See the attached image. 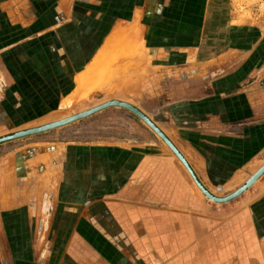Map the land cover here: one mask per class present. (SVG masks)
I'll use <instances>...</instances> for the list:
<instances>
[{
	"label": "crops",
	"instance_id": "obj_1",
	"mask_svg": "<svg viewBox=\"0 0 264 264\" xmlns=\"http://www.w3.org/2000/svg\"><path fill=\"white\" fill-rule=\"evenodd\" d=\"M239 4L4 0L0 12L17 15L9 22L21 30L96 22L105 31L103 40L82 77L119 39L137 41L141 53L119 61L134 62L135 74L125 82V95L112 100L127 101L149 117L201 184L223 197L264 164L249 169L264 157V29L236 20ZM122 27L128 34L119 38ZM239 53V69L215 77V87H202L200 96L186 101L187 63L201 71L206 62L225 56L226 63ZM19 68L0 80V108L7 117L13 111V125L21 123V94H40L47 85L39 74L21 75ZM70 75L74 87L80 75ZM110 78L119 85L122 74ZM170 78L179 82L174 89ZM144 100L145 106L136 102ZM111 108L126 110L98 112ZM151 109L164 110L169 122L153 120ZM148 132L141 140L125 134L35 139L7 151L2 157L9 163L0 166V264H264V173L239 196L212 202L165 143Z\"/></svg>",
	"mask_w": 264,
	"mask_h": 264
},
{
	"label": "rangeland",
	"instance_id": "obj_2",
	"mask_svg": "<svg viewBox=\"0 0 264 264\" xmlns=\"http://www.w3.org/2000/svg\"><path fill=\"white\" fill-rule=\"evenodd\" d=\"M237 1L240 3L236 6L240 10V13H235V16L239 18L236 20L251 22L254 23L253 25L257 27L259 25L260 28L264 29V0ZM3 2L4 0H0V6H2ZM242 7L246 9V13L244 14L241 13ZM14 17L15 15L11 13L7 16L5 13L0 12V80L4 79L2 73L5 74L8 71H13L14 67L17 68L21 64V68L18 69L21 71V75L30 76L34 75V73L39 74L47 85L42 89L44 91L40 94H21V123L19 125H13V122H17V120L12 110L8 111L9 117H7L0 108V135L57 121L95 107L107 100H112V98L119 95L121 97L125 95L123 93L125 82L131 80L130 75L135 74L133 71L136 68L132 67L135 64L132 61H123L121 64L119 61L132 53H141V47L137 46L136 50L129 53L128 48L127 51L120 49L119 43L117 46L116 41L111 49H108V56L95 60L89 69L90 71L86 72V75L82 77L81 72L88 62L93 59L100 46V42L103 40V32L105 31H100L97 28L98 24L96 22L86 20L85 23L79 22V27L68 30H21V28H18V24H10L9 19L15 20L17 15ZM127 41L132 40L130 37L121 40L124 46V42ZM241 57L242 55L239 53V55H230L231 60L226 63L225 56L217 63L206 62L203 64L201 71L197 66H192L189 63L185 64L187 72L186 83L184 84V96L186 101L200 96L202 87H215L211 84L212 81V83L219 81V79L214 80L215 77L220 76L227 70L239 69ZM213 58H215V55L209 59L212 60ZM210 66L212 72H210ZM147 68L149 70H158L156 69L157 67L152 68L147 66ZM71 71L75 75H80L77 78L78 81L76 82L75 80L78 86L74 85V87H71ZM116 74H122L120 86L113 84V81L110 83V77ZM28 81H32V79L29 78ZM105 83H107L106 86L104 85ZM178 84L177 79L170 78L172 89H174V86L177 87ZM221 85L220 87H225L224 83ZM37 89H41L40 85H37ZM4 94L0 90V99ZM27 99L30 101H27ZM136 102L139 105L145 106V102L147 101ZM147 112L157 122H160L159 120L169 122V117L165 116L164 110L151 109ZM154 112L158 114L154 115ZM173 121H175V117H173ZM143 130L145 132L150 131L148 133H154L139 118L133 116L132 113L118 108H111L45 132L1 144L0 166L9 163V161L6 162V159L2 157L7 151L15 149L17 146L31 143L35 139L57 138L78 140L84 134H95L102 138L125 134L130 136V138L137 137L138 140H141L146 134ZM13 161L14 165H16L17 159ZM262 162H264V157L253 161L249 169H256ZM230 191L228 189L215 192L226 194Z\"/></svg>",
	"mask_w": 264,
	"mask_h": 264
},
{
	"label": "water",
	"instance_id": "obj_3",
	"mask_svg": "<svg viewBox=\"0 0 264 264\" xmlns=\"http://www.w3.org/2000/svg\"><path fill=\"white\" fill-rule=\"evenodd\" d=\"M111 106H116V107H121L135 116H137L141 121H143L164 143L165 145L172 151V153L177 157V159L182 163V165L185 167L189 175L191 176L193 182L197 186V188L201 191L202 195L216 203H224L227 201H230L231 199L239 196L242 192H244L248 187H250L263 173H264V164L253 174L251 175L243 185H241L238 189H236L234 192L223 196V197H218L210 193L199 181V179L196 177L195 173L193 172L192 168L188 164V162L185 160V158L182 156V154L178 151V149L175 147V145L169 140V138L155 125V123L147 117L143 112H141L139 109H137L135 106L118 101V100H111L107 101L105 103H102L98 106L92 107L90 109H87L85 111L78 112L74 115L68 116L66 118L53 121L50 123H46L40 126L32 127V128H27V129H22L15 131L13 133H9L6 135H3L0 137V143L9 141V140H14L22 137H27L31 136L34 134H38L41 132H45L69 123H72L74 121L83 119L85 117H88L100 110H103L105 108L111 107Z\"/></svg>",
	"mask_w": 264,
	"mask_h": 264
},
{
	"label": "bare ground",
	"instance_id": "obj_4",
	"mask_svg": "<svg viewBox=\"0 0 264 264\" xmlns=\"http://www.w3.org/2000/svg\"><path fill=\"white\" fill-rule=\"evenodd\" d=\"M122 28H124L125 29V27H122ZM124 29H122L121 30V28L118 30L119 32H120V30H121V32L122 31H124ZM117 31V30H116ZM127 30L125 29V32H122V35H121V33H119V35L118 34H116V36L118 35V37H123V35L125 36V34H127V32H126ZM121 40H122V38H121ZM121 40L119 39L118 41H119V47H120V49H123V50H126L127 51V48L129 49V53H131L132 51H134V50H136V48H137V43H135V42H137V41H135L134 42V40H132V41H127V42H124V44H125V46L123 45V42H121ZM117 41V42H118ZM108 45V44H107ZM110 45V44H109ZM117 46H118V43L116 44ZM122 47V48H121ZM101 55V54H100ZM98 59H100V56L99 57H97V59L96 60H98ZM127 102V101H126ZM98 106V105H97ZM83 111H85V110H83Z\"/></svg>",
	"mask_w": 264,
	"mask_h": 264
}]
</instances>
